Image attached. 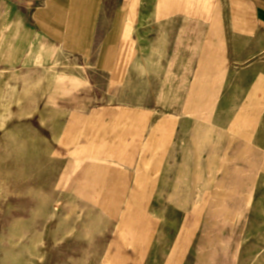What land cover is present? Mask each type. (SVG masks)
Wrapping results in <instances>:
<instances>
[{
    "label": "rangeland",
    "instance_id": "1",
    "mask_svg": "<svg viewBox=\"0 0 264 264\" xmlns=\"http://www.w3.org/2000/svg\"><path fill=\"white\" fill-rule=\"evenodd\" d=\"M134 16L123 46L0 29V264H264V33L240 0Z\"/></svg>",
    "mask_w": 264,
    "mask_h": 264
},
{
    "label": "crops",
    "instance_id": "2",
    "mask_svg": "<svg viewBox=\"0 0 264 264\" xmlns=\"http://www.w3.org/2000/svg\"><path fill=\"white\" fill-rule=\"evenodd\" d=\"M240 2L248 16L249 36L263 35L264 0ZM0 6V29L8 47L14 38L15 46L25 48L111 47L124 45L123 32L136 22L129 14L138 13L139 0H0ZM99 31L106 33L102 37ZM99 38L104 43H96Z\"/></svg>",
    "mask_w": 264,
    "mask_h": 264
}]
</instances>
